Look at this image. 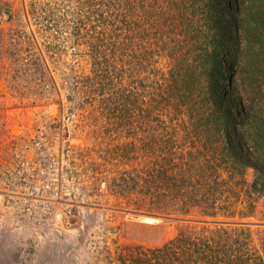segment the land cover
<instances>
[{
  "label": "rangeland",
  "instance_id": "obj_1",
  "mask_svg": "<svg viewBox=\"0 0 264 264\" xmlns=\"http://www.w3.org/2000/svg\"><path fill=\"white\" fill-rule=\"evenodd\" d=\"M77 1L0 0V264H121L131 250L159 248L182 232L214 227H244L259 247L264 197L255 203L254 218L239 221L210 216L194 203L176 215L169 199L161 197L173 183L176 189H189L181 176L190 172L188 164L193 173L209 172L205 167L213 162L202 127L168 106L144 117L139 102L121 101L120 85L100 94L84 84L64 83L73 75L83 81L92 67L88 56L72 55L66 46L49 57L44 44L70 38L53 29L60 25L70 31L67 13L75 23L83 21L81 30L102 24L107 30L92 9H87V20L78 15ZM100 9L110 12L107 6ZM118 63L126 66L128 60ZM147 69L148 81L155 71L165 76L167 60L159 56ZM227 70L233 75L235 68ZM138 71L124 74L123 83L140 79ZM244 173L251 183L253 171ZM44 174L54 184L51 191H60L59 198L45 212L32 208L27 214L22 188L28 182L36 185ZM171 174L174 182L168 179ZM140 217L158 222L143 223Z\"/></svg>",
  "mask_w": 264,
  "mask_h": 264
},
{
  "label": "trees",
  "instance_id": "obj_2",
  "mask_svg": "<svg viewBox=\"0 0 264 264\" xmlns=\"http://www.w3.org/2000/svg\"><path fill=\"white\" fill-rule=\"evenodd\" d=\"M77 2L78 15L85 17L87 9H92L100 23L106 22L107 30L104 24L97 30H81L83 21L75 23L67 13L64 20L71 23L70 31L60 25L53 29V34L63 31L70 38L66 35L63 42L44 44L49 57L66 46L72 55L88 56L92 67L91 76L83 81L73 75L64 83L68 87L84 84L100 94L120 85L121 101L131 106L139 102L144 117L166 106L177 114L182 111L189 124L202 127L213 163L205 167L209 172L193 173L189 162L181 161L190 170L179 174L186 177L189 189H176L173 183L161 197L169 199L176 215L194 203L205 207L210 216L254 218L255 203L264 197V0ZM101 6L110 12H102ZM159 56L167 60L166 74L155 71L148 81L145 71ZM38 58L46 71L41 52ZM121 58L128 60L126 66L118 63ZM133 66L143 76L124 84V74L139 72ZM228 67L235 68L233 75ZM246 169L253 171L251 183L244 179ZM168 179L174 182L176 175ZM195 233L182 232L159 248L135 254L131 250L118 260L121 264H264V238L255 247L244 227Z\"/></svg>",
  "mask_w": 264,
  "mask_h": 264
},
{
  "label": "built area",
  "instance_id": "obj_3",
  "mask_svg": "<svg viewBox=\"0 0 264 264\" xmlns=\"http://www.w3.org/2000/svg\"><path fill=\"white\" fill-rule=\"evenodd\" d=\"M43 172V171H42ZM41 172V173H42ZM41 178V181L38 182L36 185H29L31 182H28L25 188H22L24 192L20 194L21 199L23 202H25L27 205L26 207V213L30 214V211L32 208H35L36 210L44 211L49 204L50 201H56L59 198L60 191L52 190L53 183L50 182L48 175L44 174ZM56 180V179H51ZM51 192V193H50Z\"/></svg>",
  "mask_w": 264,
  "mask_h": 264
},
{
  "label": "bare ground",
  "instance_id": "obj_4",
  "mask_svg": "<svg viewBox=\"0 0 264 264\" xmlns=\"http://www.w3.org/2000/svg\"><path fill=\"white\" fill-rule=\"evenodd\" d=\"M140 221H142L143 223H147V224H154L158 222L157 219L151 218V217H140Z\"/></svg>",
  "mask_w": 264,
  "mask_h": 264
},
{
  "label": "water",
  "instance_id": "obj_5",
  "mask_svg": "<svg viewBox=\"0 0 264 264\" xmlns=\"http://www.w3.org/2000/svg\"><path fill=\"white\" fill-rule=\"evenodd\" d=\"M163 219V218H162Z\"/></svg>",
  "mask_w": 264,
  "mask_h": 264
}]
</instances>
